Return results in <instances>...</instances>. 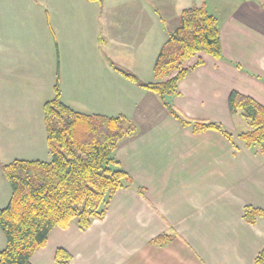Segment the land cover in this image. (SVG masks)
<instances>
[{
    "label": "crops",
    "instance_id": "obj_1",
    "mask_svg": "<svg viewBox=\"0 0 264 264\" xmlns=\"http://www.w3.org/2000/svg\"><path fill=\"white\" fill-rule=\"evenodd\" d=\"M161 1L0 0V208L12 195L4 164L51 159L44 104L57 83L74 110L124 115L135 127L114 152L134 184L86 231L76 222L52 229L32 264H57L59 248L69 264H255L264 247V217H243L246 206L264 209V153L235 138L249 125L228 103L238 91L264 105V0L200 4L218 19L222 56L198 53L188 65L203 63L168 98L188 119L220 122L233 140L183 126L115 67L155 79L161 47L192 7L161 13ZM165 234L172 240L152 243Z\"/></svg>",
    "mask_w": 264,
    "mask_h": 264
},
{
    "label": "trees",
    "instance_id": "obj_2",
    "mask_svg": "<svg viewBox=\"0 0 264 264\" xmlns=\"http://www.w3.org/2000/svg\"><path fill=\"white\" fill-rule=\"evenodd\" d=\"M201 52L215 58L223 53L218 19L205 5L182 10L180 25L169 33L156 58L153 81L142 82L135 74L115 67L157 94L183 126H190L194 132L217 130L233 140L221 123L188 119L169 102L170 96L179 93V82L203 63L198 58L188 65ZM228 103L231 113H240L249 125L248 130L238 134L240 141L247 147L257 146L264 153V105L238 91L230 93ZM44 116L51 159H15L3 165L12 195L9 203L0 208V228L6 237L0 264H32V256L46 245L52 229L67 228L76 222L86 231L94 220L105 217L118 190L134 184L114 157L120 141L135 131L126 116L76 111L62 101L58 83L55 96L44 104ZM260 216L264 217V209L245 207L243 217L249 223ZM170 240L172 236L165 234L152 243ZM71 258L63 248L56 252L57 264H69ZM255 264H264V247Z\"/></svg>",
    "mask_w": 264,
    "mask_h": 264
},
{
    "label": "rangeland",
    "instance_id": "obj_3",
    "mask_svg": "<svg viewBox=\"0 0 264 264\" xmlns=\"http://www.w3.org/2000/svg\"><path fill=\"white\" fill-rule=\"evenodd\" d=\"M160 1V0H158ZM204 0H162L161 2H163L164 4H166L165 6H160V11L161 13L165 12L164 9L169 10L171 13L173 14H177L179 13V8L183 9L184 7H188V6H198L200 5ZM185 5V6H184ZM168 12V11H167ZM172 14V16L174 17V15ZM166 15V14H164ZM181 15V13H180ZM167 16V15H166ZM169 17V16H168ZM168 19H171V17H169ZM170 25H172L171 23H169ZM178 27V26H177ZM176 27V28H177ZM175 27L173 28V31L176 29ZM86 114H93V113H86ZM246 120V119H245ZM212 121V120H211ZM214 121V120H213ZM247 121V120H246ZM220 123V122H219ZM248 123V122H247ZM242 131V130H239ZM235 138H237L238 140V136H235ZM242 142V141H241ZM50 158V156H49ZM48 158V159H49ZM6 163V162H5ZM9 163V162H8ZM7 164V163H6ZM1 230V229H0ZM2 232V231H1ZM3 234V232H2ZM3 241L6 242L5 236L3 234ZM6 247V245L4 246V248ZM2 250V249H0Z\"/></svg>",
    "mask_w": 264,
    "mask_h": 264
}]
</instances>
